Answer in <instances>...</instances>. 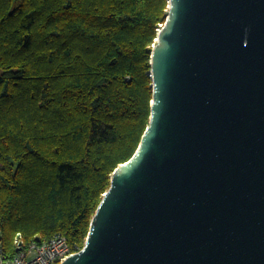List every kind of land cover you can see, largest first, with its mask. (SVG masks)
I'll return each instance as SVG.
<instances>
[{"label": "water", "instance_id": "water-1", "mask_svg": "<svg viewBox=\"0 0 264 264\" xmlns=\"http://www.w3.org/2000/svg\"><path fill=\"white\" fill-rule=\"evenodd\" d=\"M149 125L62 264H264V0H167Z\"/></svg>", "mask_w": 264, "mask_h": 264}, {"label": "trees", "instance_id": "trees-1", "mask_svg": "<svg viewBox=\"0 0 264 264\" xmlns=\"http://www.w3.org/2000/svg\"><path fill=\"white\" fill-rule=\"evenodd\" d=\"M167 0H0V238L79 252L149 125Z\"/></svg>", "mask_w": 264, "mask_h": 264}, {"label": "built area", "instance_id": "built-area-1", "mask_svg": "<svg viewBox=\"0 0 264 264\" xmlns=\"http://www.w3.org/2000/svg\"><path fill=\"white\" fill-rule=\"evenodd\" d=\"M13 246L15 253L6 254L0 238V264H62L77 253L70 249L66 238L60 234L42 242L24 243L18 233L13 238Z\"/></svg>", "mask_w": 264, "mask_h": 264}, {"label": "rangeland", "instance_id": "rangeland-1", "mask_svg": "<svg viewBox=\"0 0 264 264\" xmlns=\"http://www.w3.org/2000/svg\"><path fill=\"white\" fill-rule=\"evenodd\" d=\"M167 8H168V5H167ZM159 30V29H158ZM155 45V44H154ZM154 45H152V47L154 46Z\"/></svg>", "mask_w": 264, "mask_h": 264}]
</instances>
